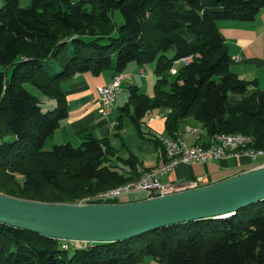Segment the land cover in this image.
Returning <instances> with one entry per match:
<instances>
[{
    "label": "trees",
    "instance_id": "obj_1",
    "mask_svg": "<svg viewBox=\"0 0 264 264\" xmlns=\"http://www.w3.org/2000/svg\"><path fill=\"white\" fill-rule=\"evenodd\" d=\"M263 7L264 0H30L27 6L4 0L0 192L78 203L136 180L138 168L150 170L123 142L116 148L109 138L89 133L78 146L45 147L67 115L62 83L80 73L123 72L130 62L141 67L155 61L153 96L131 84L121 106L141 136L148 112L169 109L167 136L176 137L192 118L201 130L193 144L206 146L214 134L242 133L252 137L249 147L264 150V90L230 70L216 24L251 22ZM116 10L120 24L113 18ZM183 57L189 58L186 64L178 61ZM174 63L181 65L172 74ZM49 101L53 106L43 107ZM148 139L161 150L154 134ZM63 243L0 222V264H140L142 255L158 264H264V199L224 218L181 222L118 241L80 242L71 255V242L66 248Z\"/></svg>",
    "mask_w": 264,
    "mask_h": 264
},
{
    "label": "water",
    "instance_id": "obj_2",
    "mask_svg": "<svg viewBox=\"0 0 264 264\" xmlns=\"http://www.w3.org/2000/svg\"><path fill=\"white\" fill-rule=\"evenodd\" d=\"M264 199V166L167 195L123 203H58L0 192V222L42 236L112 242L181 222L224 218Z\"/></svg>",
    "mask_w": 264,
    "mask_h": 264
},
{
    "label": "crops",
    "instance_id": "obj_3",
    "mask_svg": "<svg viewBox=\"0 0 264 264\" xmlns=\"http://www.w3.org/2000/svg\"><path fill=\"white\" fill-rule=\"evenodd\" d=\"M17 1L20 6H27L30 2V0ZM3 3L4 0H0V7ZM216 24L225 39L226 48L231 57L230 70L246 81H254L258 88L264 90V7L251 22L227 19L218 20ZM235 56L238 59H234ZM127 67L128 70H125ZM142 67L135 62H130L123 71L129 75L126 79L135 80L133 85H136L139 91L142 86L139 76H145L144 69V75L138 72V69ZM136 71L138 72L137 74H135ZM113 74L114 72L112 71H104L98 75L80 73L75 74L62 83L67 99V115L47 139L46 144L49 142L48 147L53 144L66 142L77 145L81 142L82 136L89 133L96 138H109L111 144L116 148H120V144L123 142L128 150H131L140 158L143 167L153 169L157 165L158 150L150 141L155 150V157L148 161L143 155L141 141H143L142 139L149 140L148 138L155 132L168 135L164 117L156 116L161 109L152 110L146 114L148 117L145 115L146 117L144 116L141 119L140 127L144 136L136 132L135 126L131 123L127 112L121 109L122 103L128 101V98L125 100L124 95L122 102L117 101V98H115L109 114L103 115L99 109L96 87L107 83ZM138 81L141 83L138 84ZM123 82L121 84L122 92L124 90ZM253 85L250 84L248 88L253 87ZM126 90L128 91V89ZM114 108L117 109V113L114 112ZM152 116H154V119L147 122L148 118ZM117 124L120 126L119 128L116 127ZM188 125L197 127V125L194 123L190 124L187 120L183 125L179 126L175 136H179L187 143L193 144L198 135H184L183 131ZM117 132L119 136H115ZM259 161L242 155L238 158L216 159L205 164L181 163L173 170L161 175L160 181L164 184H170L196 180L202 186L253 169Z\"/></svg>",
    "mask_w": 264,
    "mask_h": 264
},
{
    "label": "built area",
    "instance_id": "obj_4",
    "mask_svg": "<svg viewBox=\"0 0 264 264\" xmlns=\"http://www.w3.org/2000/svg\"><path fill=\"white\" fill-rule=\"evenodd\" d=\"M234 59H238L237 56ZM183 64L189 61L188 57L180 60ZM176 61V62H178ZM176 68H171L170 73H175ZM143 74V68L138 70ZM129 75L124 72H114L111 79L102 85L96 87L98 95L99 109L103 115H108L111 105L116 96L121 91L122 82ZM169 109L159 110L157 117H164ZM154 119V116L148 118L147 122ZM200 129L194 126H186L183 134H197ZM154 137L160 142L161 150L158 151V161L155 168L143 170L138 168L139 176L136 180H130L115 187L99 191L96 194L84 197L78 203H123L134 200L136 192H143L144 197H157L167 195L176 191L191 189L200 186L196 180H186L177 183L164 184L160 181V176L173 170L179 164H205L209 161L223 158H238L242 155L250 159H259L256 167L264 166V150L249 147L252 143V137L242 133H221L214 134L209 138L206 146L200 144H189L179 136L170 137L161 133H154ZM68 242L64 241L62 247H68ZM140 264H147L141 262Z\"/></svg>",
    "mask_w": 264,
    "mask_h": 264
},
{
    "label": "rangeland",
    "instance_id": "obj_5",
    "mask_svg": "<svg viewBox=\"0 0 264 264\" xmlns=\"http://www.w3.org/2000/svg\"><path fill=\"white\" fill-rule=\"evenodd\" d=\"M113 18L115 20V22L117 24H120L122 22V16L120 14V12L118 10L114 11V14H113ZM181 65V63H174V67H179ZM152 67V68H151ZM155 67V61H152V62H148L146 64L143 65V69L145 70V76H139V80L142 81V86L140 87V92L141 93H144L148 96H153V84L155 82V79H157V77H155V75L153 74V69ZM140 69V68H139ZM138 69V70H139ZM125 70H128V67L125 69ZM138 72L136 71L135 74H137ZM141 75H144L141 74ZM168 79H171L172 76L168 75L166 76ZM139 82V81H138ZM135 83V80H131V79H126L124 82H123V87H124V90L122 92V90L120 91V93L118 94V96H116L117 98V101H120L122 102V98H123V95H124V98L125 100L128 98L129 96V92L126 90L127 89V85L128 84H133ZM141 82H139L138 84H140ZM24 86L29 89L33 94L35 95H39L41 98H45L43 95L40 94V92L34 88L30 83H24ZM126 87V88H125ZM164 89H166V87H163ZM125 93V94H124ZM126 102V101H124ZM48 105H44L43 107H46V106H49V107H52L54 102L53 101H49L47 103ZM121 104V103H120ZM122 104H125V103H122ZM116 105V103H115ZM114 105V106H115ZM121 106V105H119ZM117 109L114 108V112H116ZM117 113V112H116ZM147 116V115H146ZM145 116V117H146ZM148 117V116H147ZM147 119V118H146ZM188 122L190 124H195L197 125V123L195 121H193L192 118H188ZM183 125V123L181 124ZM143 141H141L142 143V150H143V155L145 158H147L148 161L152 160L154 157H155V150L152 146V143L150 142V140H145V139H142ZM48 143L45 145L46 148H50L48 147ZM80 144V143H79ZM79 144L77 145H74V146H78ZM259 159H256V161H258ZM18 177V175H17ZM144 197V193L143 192H136L135 195H134V200H140L141 198ZM75 204V203H74ZM256 211L255 210H251L250 211V214H254ZM80 245V242L79 241H71V246L68 248L67 250V253L68 255H71L72 252H73V249L75 247H78ZM142 260L145 261L146 263L148 264H158L156 261H154V259L150 256H147V255H142Z\"/></svg>",
    "mask_w": 264,
    "mask_h": 264
}]
</instances>
